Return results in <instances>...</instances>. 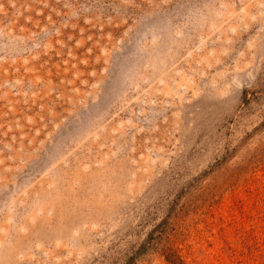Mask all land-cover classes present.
Wrapping results in <instances>:
<instances>
[{
	"label": "rangeland",
	"instance_id": "rangeland-1",
	"mask_svg": "<svg viewBox=\"0 0 264 264\" xmlns=\"http://www.w3.org/2000/svg\"><path fill=\"white\" fill-rule=\"evenodd\" d=\"M0 264H264V0H0Z\"/></svg>",
	"mask_w": 264,
	"mask_h": 264
}]
</instances>
